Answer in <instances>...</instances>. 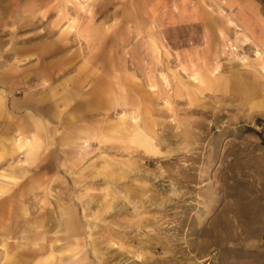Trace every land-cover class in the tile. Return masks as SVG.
<instances>
[{"label": "rangeland", "instance_id": "rangeland-1", "mask_svg": "<svg viewBox=\"0 0 264 264\" xmlns=\"http://www.w3.org/2000/svg\"><path fill=\"white\" fill-rule=\"evenodd\" d=\"M260 134L264 0H0V264H264Z\"/></svg>", "mask_w": 264, "mask_h": 264}, {"label": "trees", "instance_id": "trees-1", "mask_svg": "<svg viewBox=\"0 0 264 264\" xmlns=\"http://www.w3.org/2000/svg\"><path fill=\"white\" fill-rule=\"evenodd\" d=\"M261 140L264 143V134H260Z\"/></svg>", "mask_w": 264, "mask_h": 264}, {"label": "bare ground", "instance_id": "bare-ground-1", "mask_svg": "<svg viewBox=\"0 0 264 264\" xmlns=\"http://www.w3.org/2000/svg\"><path fill=\"white\" fill-rule=\"evenodd\" d=\"M4 190V189H3ZM1 192V191H0ZM1 197V196H0Z\"/></svg>", "mask_w": 264, "mask_h": 264}]
</instances>
